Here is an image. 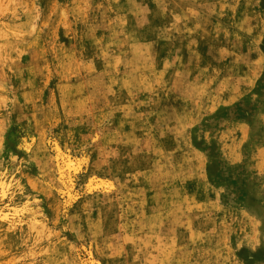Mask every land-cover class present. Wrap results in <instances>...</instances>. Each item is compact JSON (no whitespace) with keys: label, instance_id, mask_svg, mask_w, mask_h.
<instances>
[{"label":"rangeland","instance_id":"obj_1","mask_svg":"<svg viewBox=\"0 0 264 264\" xmlns=\"http://www.w3.org/2000/svg\"><path fill=\"white\" fill-rule=\"evenodd\" d=\"M91 259L264 264V0H0V264Z\"/></svg>","mask_w":264,"mask_h":264},{"label":"bare ground","instance_id":"obj_2","mask_svg":"<svg viewBox=\"0 0 264 264\" xmlns=\"http://www.w3.org/2000/svg\"><path fill=\"white\" fill-rule=\"evenodd\" d=\"M23 141H24V139H23ZM23 145H24V147L26 148V149H28L29 147H30V142L28 143V142H24L23 143ZM57 147V146H56ZM25 149V150H26ZM57 149V148H56ZM58 150V149H57ZM60 157V156H59ZM67 157V156H66ZM65 157V158H66ZM64 161V160H63ZM77 161V160H76ZM74 159H72V158H66L65 159V163L63 164V165H65V168H68V169H74L75 171L79 168V165L77 164V162H76ZM63 167V166H62ZM64 168V169H65ZM70 170V171H71ZM58 173H60V178H62L63 180H64V182L65 183H68V185H70V183H69V181H70V179H69V176H68V174L67 173H64L63 172V169H60V171L58 172ZM102 181V183H104L105 184V186L107 185V186H110L111 184L108 182V181H106V180H101ZM71 182V181H70ZM72 186V185H71ZM69 187V186H68ZM67 187V188H68ZM66 188V189H67ZM66 193H67V195H68V198L69 199H71V197H73L72 196V194H70L69 192H68V189H67V191H65ZM88 264H99L96 260H89V262H88Z\"/></svg>","mask_w":264,"mask_h":264}]
</instances>
